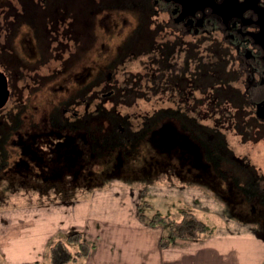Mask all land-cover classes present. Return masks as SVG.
<instances>
[{
	"label": "flooded vegetation",
	"instance_id": "1",
	"mask_svg": "<svg viewBox=\"0 0 264 264\" xmlns=\"http://www.w3.org/2000/svg\"><path fill=\"white\" fill-rule=\"evenodd\" d=\"M0 71V195L174 175L264 218V172L226 138L264 133V0H0Z\"/></svg>",
	"mask_w": 264,
	"mask_h": 264
},
{
	"label": "rangeland",
	"instance_id": "2",
	"mask_svg": "<svg viewBox=\"0 0 264 264\" xmlns=\"http://www.w3.org/2000/svg\"><path fill=\"white\" fill-rule=\"evenodd\" d=\"M16 5L20 6L19 8L22 6L21 4ZM113 35L115 34L104 36L105 39L111 38L108 41L110 45L112 42H120V39ZM66 41L68 40L64 39L63 48L65 50L74 49L77 52L80 43L77 44L75 40H71V45L65 47ZM99 51H103L102 46ZM211 57L212 55H209L206 61H209ZM48 94L47 91H42L36 101L44 102ZM159 100H162V97ZM107 105L110 106V102ZM215 110L216 108H210V105L206 103L202 107L203 116L209 115L214 118L215 114L212 112ZM38 116L36 115L35 118ZM206 121L209 124L215 122L208 118ZM227 131L226 138L236 153L245 158L248 157L259 172H264V133L253 136L240 125L239 129H227ZM33 143L30 142L32 151L38 147ZM143 178L145 176L129 178L117 173L101 177L100 181H95L91 187L87 185L76 187V191L69 194L63 191H56V194L54 191L40 192L28 185L9 186L0 195V264H11L7 253L11 251L14 244L12 239L17 235H19L17 237L25 235L26 241L30 244H37L36 241L43 238L40 253H35V258L27 263L14 262V264H28L43 261L46 258L48 245L59 236L79 231L84 239L95 244L96 237L93 238L95 236L93 232L96 226L99 231H102V225H115L118 222L120 224L121 221L130 222L128 218L141 220L140 223L145 222L151 225L148 220L156 211L166 216L165 219L168 222L181 220L190 211L210 228L200 238H176L173 242L210 237L221 241L238 239V261L240 262L252 249V246L246 243L249 239L259 247L258 253L262 258L257 264H264V218L249 217L234 211L231 200L203 180L195 178L190 180L182 178L181 180L174 175L170 178L169 176L154 177L150 181L149 179L144 181ZM142 204H146L147 208H144ZM139 207H142L143 213H147L146 221L141 219ZM167 221L152 225L159 226L160 233L163 235L167 232ZM226 250H228L226 252L231 250L234 257L231 264H234L235 245ZM228 262L224 260L222 264Z\"/></svg>",
	"mask_w": 264,
	"mask_h": 264
},
{
	"label": "crops",
	"instance_id": "3",
	"mask_svg": "<svg viewBox=\"0 0 264 264\" xmlns=\"http://www.w3.org/2000/svg\"><path fill=\"white\" fill-rule=\"evenodd\" d=\"M128 219L130 222L121 221L123 223L102 225V231L96 226L93 232L95 233L93 238L96 237L95 248L89 256L73 264H222L224 260L229 261L227 264H231L234 260L232 249L229 252H226L228 251L226 249L234 245L236 251L234 264H257L262 258L258 253L259 247L249 239L246 243L252 246V249L240 262L238 239L221 241L210 237L198 240H175L168 246L162 247L159 226ZM17 236L12 239L14 244L9 254L7 253V258L11 264L17 261L27 263L40 253L43 238L38 239L37 244H30L26 241L25 235Z\"/></svg>",
	"mask_w": 264,
	"mask_h": 264
},
{
	"label": "trees",
	"instance_id": "4",
	"mask_svg": "<svg viewBox=\"0 0 264 264\" xmlns=\"http://www.w3.org/2000/svg\"><path fill=\"white\" fill-rule=\"evenodd\" d=\"M146 204H142L144 208H147ZM139 208L141 219L146 221L147 213H143L142 207ZM165 218L166 216L161 215L160 212L156 211L150 217L148 222L151 224H158L167 221ZM208 229H210L209 226L203 220L199 219L189 211L181 220H171L168 222V227L166 228L167 232L160 237V245L162 247H166L176 238L197 239L200 238L201 235ZM94 246V243H89L86 239H84L81 232L73 231L65 234L64 236H59L51 242L48 245L46 258L43 261H34L28 264L76 263L80 259L88 256Z\"/></svg>",
	"mask_w": 264,
	"mask_h": 264
},
{
	"label": "water",
	"instance_id": "5",
	"mask_svg": "<svg viewBox=\"0 0 264 264\" xmlns=\"http://www.w3.org/2000/svg\"><path fill=\"white\" fill-rule=\"evenodd\" d=\"M188 3H194L195 0H186ZM9 90L5 75L0 71V106H3L8 99Z\"/></svg>",
	"mask_w": 264,
	"mask_h": 264
}]
</instances>
